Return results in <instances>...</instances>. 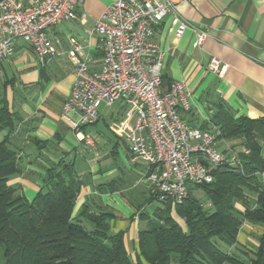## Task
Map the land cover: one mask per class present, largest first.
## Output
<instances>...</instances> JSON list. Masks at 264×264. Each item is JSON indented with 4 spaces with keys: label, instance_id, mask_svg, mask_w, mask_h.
<instances>
[{
    "label": "crops",
    "instance_id": "obj_1",
    "mask_svg": "<svg viewBox=\"0 0 264 264\" xmlns=\"http://www.w3.org/2000/svg\"><path fill=\"white\" fill-rule=\"evenodd\" d=\"M115 1L86 0L78 8L76 20L53 27L48 35L59 55L45 67L38 64L34 49L19 40L11 60L0 65V91L6 84L10 108L20 117L11 140L25 167L24 174L13 178L9 185L19 186L21 193L31 200L30 195L40 190L49 160L57 162L63 157L74 160L72 155L77 151L87 152V155L94 153L96 161H90L87 155L81 157L84 171L78 175L82 188L73 215L78 217L84 206L92 212L110 213L111 231L125 232L128 251L135 256L139 252L140 216H151L158 207H152L150 201L147 166L133 162L128 153L126 138L134 129L135 111L129 104L117 103V110L105 127L100 125L104 121L101 115L99 125L91 130L94 144L90 147L79 142L72 148L71 139H76L60 117L75 79V65L70 57L75 45L71 40L82 48L83 55L94 59L98 68L102 55L98 50L95 24ZM176 16L190 26L206 31L207 40L200 47H194L196 37L190 30L176 38ZM153 41L166 51L163 63L166 84L184 82L191 92V109L180 110L190 126H205L219 105L235 118L264 117V0H190L181 3L175 14L168 15L160 24ZM212 57L229 65L224 76L219 77L208 70ZM37 142H49L48 148L39 152L43 144L37 146ZM217 146L224 152L246 149L239 140L233 139L219 140ZM261 155L264 158V148ZM84 165L90 167L93 175L87 180ZM237 208L243 210L240 204ZM180 221L177 222L186 230ZM263 234V226L245 221L238 243L255 248Z\"/></svg>",
    "mask_w": 264,
    "mask_h": 264
},
{
    "label": "trees",
    "instance_id": "obj_2",
    "mask_svg": "<svg viewBox=\"0 0 264 264\" xmlns=\"http://www.w3.org/2000/svg\"><path fill=\"white\" fill-rule=\"evenodd\" d=\"M164 86L170 84L164 80ZM0 97V264H264V234L255 249L238 243L245 221L264 227V117L235 118L219 105L209 123L218 126L219 140H239L249 154L239 152L240 168L214 170L211 184L189 186L188 198L175 205L186 230L173 218L172 204H158L153 214L141 215L147 225L138 233L139 252L128 251L125 232L112 233V215L84 206L74 217L82 182L75 161H48L40 190L30 200L9 182L25 167L12 136L20 122L10 108L7 85ZM41 144L42 147L40 146ZM41 152L49 142H37ZM211 202L205 209L194 192ZM242 205L243 210L237 208ZM146 217V218H145ZM237 253L243 254L246 261Z\"/></svg>",
    "mask_w": 264,
    "mask_h": 264
},
{
    "label": "built area",
    "instance_id": "obj_3",
    "mask_svg": "<svg viewBox=\"0 0 264 264\" xmlns=\"http://www.w3.org/2000/svg\"><path fill=\"white\" fill-rule=\"evenodd\" d=\"M86 0H0V65L11 60L19 40L28 43L45 67L59 55L48 32L55 26L77 19V10ZM190 0H116L96 21L98 50L102 55L98 68L94 59L82 54L75 40L70 57L75 65L71 94L66 98L61 120L79 142L91 144L85 129L96 125L101 106L129 104L136 123L126 138L133 162L147 166L149 197L159 204H182L189 186L211 184L214 170L240 168L238 152L218 149L222 136L218 126L208 129L190 126L180 110L191 109V92L184 82L165 87L163 63L166 51L153 38L163 20L175 14L179 4ZM175 36L190 30L200 47L208 33L177 16ZM229 65L212 57L208 70L222 77ZM249 154V150L241 151ZM262 180L264 174H257Z\"/></svg>",
    "mask_w": 264,
    "mask_h": 264
},
{
    "label": "rangeland",
    "instance_id": "obj_4",
    "mask_svg": "<svg viewBox=\"0 0 264 264\" xmlns=\"http://www.w3.org/2000/svg\"><path fill=\"white\" fill-rule=\"evenodd\" d=\"M2 96V91H0V97ZM117 107L116 106H114V107H111V108H109V107H106V106H101L100 107V109H99V112H100V114L102 115V117H103V119H104V121H102L101 123H100V125L101 126H104L105 127V124H106V122L108 123V122H111L110 121V116H111V114L112 113H115L116 112V109ZM105 122V123H104ZM98 123H96V125H97ZM96 125H94V126H91V127H88V128H86L85 129V132L87 133V134H89L90 135V133H91V130L93 129V127H95ZM99 125V124H98ZM70 130V129H69ZM71 133L73 134V136L75 137V139L76 140H73V139H71L72 141H73V143L72 144H70V146L73 148L77 143H79V141L77 140V138H76V136H75V134H74V132L71 130ZM92 137V136H91ZM110 138H112L113 139V137L110 135ZM77 141V142H76ZM81 143V142H80ZM86 145H89V147L90 146H92L94 143H93V141H91V144H87L86 142H84ZM96 146V145H95ZM223 147V146H222ZM77 148V147H76ZM219 149V148H218ZM221 150H223L222 148H220ZM90 150V149H89ZM97 151V150H96ZM96 151H94V152H96ZM225 151V150H224ZM98 152H99V150H98ZM89 155H87V152L86 153H84V154H82L81 152H79V151H77V154H75V153H73V155H72V157H73V159L76 161V163H77V165H75L76 166V171L78 172V173H80V171L81 172H83L84 170H83V165H82V163H81V161H82V159H81V157H83V155H87L86 157H88V159L89 158H91V159H89L90 161H96V159H95V155H94V153H88ZM238 154H239V152H238ZM94 155V157H92ZM122 156L123 157H125V155H123L122 154ZM124 160V159H123ZM84 169H85V175H86V178H85V180H87L88 178H90V177H92L93 175H91L90 174V167L88 166V165H84ZM24 174V173H23ZM193 195H195V197L196 198H198L199 199V201L201 202V204L204 206V208L205 209H208V210H210V209H212V205H211V202L209 201V199H208V197L205 195V193L202 191V190H197V191H195L194 192V194ZM31 196V198H33L34 197V195H30ZM29 196V197H30ZM150 201H151V203H152V207H154V206H157L159 203L158 202H156V201H154V200H151L150 199ZM177 206V205H176ZM175 205H173L172 206V209H173V211H172V216H173V218L176 220V221H180V220H182V221H180L184 226H185V222H184V220L183 219H181L177 214H176V212H175V207H176ZM150 217V216H149ZM146 218V217H145ZM147 219L146 220H142V224L139 226V228L140 229H144L145 227H146V225H147ZM185 228H186V226H185ZM112 233H114L113 231H111ZM125 236H126V234H125ZM240 245V244H239ZM240 247L241 248H244V249H246V250H250V249H255L254 248V246H253V248L251 247H249V248H247V247H245V246H243V245H240ZM238 254V256L239 257H241V258H243V260H245L246 261V257H244L243 256V254H241V253H237ZM145 264H148V263H145Z\"/></svg>",
    "mask_w": 264,
    "mask_h": 264
}]
</instances>
